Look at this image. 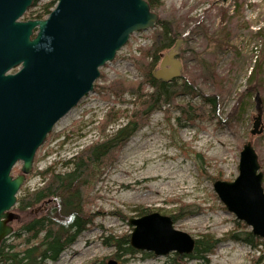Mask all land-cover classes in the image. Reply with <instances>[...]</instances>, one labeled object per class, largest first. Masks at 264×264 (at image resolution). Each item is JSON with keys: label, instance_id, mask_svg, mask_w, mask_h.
<instances>
[{"label": "rangeland", "instance_id": "rangeland-1", "mask_svg": "<svg viewBox=\"0 0 264 264\" xmlns=\"http://www.w3.org/2000/svg\"><path fill=\"white\" fill-rule=\"evenodd\" d=\"M58 1L34 2L23 20L46 4ZM162 2L164 9L152 11L164 20L181 19V35L190 31L183 46L176 51L183 63V77L198 76L200 79L193 86L197 85L206 95H220L216 111L204 120L192 121L185 120L173 107L153 113L148 125L130 138L116 163L105 170L92 192L98 197L92 211L100 216L57 262L48 264H264V240L259 238L261 243L255 247L234 241L232 237L240 228L236 223H244L227 211L214 189L216 181L234 182L239 177L241 153L248 143L258 156L264 188V45L257 37L258 30L264 27V0ZM220 9L229 10L232 16L230 34H224L230 24L223 22ZM198 21L199 27L195 26ZM155 29L133 34L114 61L101 69L95 91L69 113L66 124L61 121L69 114L54 127L35 156L33 170L18 193V201L44 185L39 172L49 168L61 174L70 171L68 161L101 138L98 125L110 109L114 108L119 118L108 128L109 135L128 123L126 113L134 110V98L126 95L125 102H120L96 89L118 79L143 80L131 57L138 56L140 48L152 44ZM209 72L224 79L223 91L216 90L214 81L207 75ZM151 91L147 86L146 92ZM193 97L184 92L177 103L202 107V99ZM241 98L244 102L236 113ZM259 115L262 133L252 135ZM22 166V163L15 166L13 177L21 174ZM164 167L169 168L168 173L176 183L161 186L158 181L149 179L140 182L160 172L166 174L162 171ZM153 190L158 194L153 195ZM185 205L189 206L182 208ZM18 208L17 202L12 210L17 216L11 223L14 227L11 236L19 234L23 225L34 217L32 209L21 212ZM142 209L150 211L146 215L159 213L176 217L175 229L195 240L212 236L221 243L214 255L201 261L177 253L157 257L152 252L135 250L130 245L134 229L130 220L143 217L140 216ZM185 213L189 214L184 216ZM247 231L251 229L248 227ZM118 240H122V249L117 247ZM17 242L18 239L15 244ZM128 248L133 252H127Z\"/></svg>", "mask_w": 264, "mask_h": 264}, {"label": "water", "instance_id": "water-1", "mask_svg": "<svg viewBox=\"0 0 264 264\" xmlns=\"http://www.w3.org/2000/svg\"><path fill=\"white\" fill-rule=\"evenodd\" d=\"M34 1L0 0V247L14 232L17 195L48 135L94 92L100 69L131 36L155 29L159 21L146 0H59L46 19L20 21ZM180 48L164 56L156 79L170 83L183 77ZM261 122L259 115L252 135L262 133ZM19 163L21 174L13 177ZM239 170L234 182H215V192L230 214L264 240L263 174L250 143ZM130 224L135 250L157 257L194 252L196 240L176 230L170 217L151 213Z\"/></svg>", "mask_w": 264, "mask_h": 264}, {"label": "trees", "instance_id": "trees-1", "mask_svg": "<svg viewBox=\"0 0 264 264\" xmlns=\"http://www.w3.org/2000/svg\"><path fill=\"white\" fill-rule=\"evenodd\" d=\"M38 1L36 0L35 3L37 4ZM146 1L153 11L159 8L164 9L162 0ZM55 5L56 2L46 4L27 20L45 19ZM220 10L219 16L223 22L230 24H228V31L224 29V34H230L233 25L232 16L229 14V10ZM173 11L176 12L174 8ZM199 22L195 26L199 27L201 25ZM181 23V19L174 17L172 20L160 18L151 37L152 44L140 48L139 55L131 57L135 68L143 77L142 81L132 82L126 79H118L109 85L97 87L96 90L99 89L109 99L113 97L116 101L125 102L124 96L126 95H131L134 98V110L129 114L126 113L128 123L109 135L107 133L108 128L119 118L114 108L110 109L98 125L101 138L85 147L68 161L67 164L71 166L70 171L61 174L49 168L38 173L44 185L18 201V210L27 212L32 209L31 212L34 211V217L30 222L23 225L19 234L5 240L0 248V264H48L57 262L60 256L70 246L74 245L78 237L87 231L94 220L100 216V213L97 214L92 211L98 199L97 196L92 195V192L104 175L105 170L113 167L116 163L120 151L130 138L148 125L153 113L164 110L165 107H173L188 121L197 118L204 120L208 118V114H214L219 104L220 95L212 94L209 96L201 88L197 89V85L193 86V84L198 83L200 79L198 76L189 74L192 80L183 77L170 83L154 77V72L161 64L164 56L173 48L182 47L186 35L190 33V31H186L181 35ZM221 37L224 38L223 35ZM257 37L261 39L262 45H264V27L258 30ZM207 75L211 78L210 80L214 81L216 90L218 92L219 90L223 91L222 82L224 79L211 72ZM147 86L152 89L151 92H146ZM184 92L191 94L194 96L193 98L200 97L203 106L197 108L191 104L178 105L177 100ZM243 102L244 98H241L236 113ZM166 111L169 112V109ZM188 206L185 205L182 208ZM147 213L150 211L142 209L140 216ZM187 214L189 213H185L184 216ZM179 215H181L180 212ZM175 218H172L174 223L176 222ZM236 224L240 228L232 237L234 241L244 242L252 247L261 243L258 237L247 231V225L239 222ZM14 239L15 241L18 239L19 243L15 244ZM121 241L118 240L117 242L119 249H122ZM220 243V240L212 236H204L196 240L194 252L188 258L199 261L206 260L215 254ZM126 251L133 252V249L128 248Z\"/></svg>", "mask_w": 264, "mask_h": 264}, {"label": "bare ground", "instance_id": "bare-ground-1", "mask_svg": "<svg viewBox=\"0 0 264 264\" xmlns=\"http://www.w3.org/2000/svg\"><path fill=\"white\" fill-rule=\"evenodd\" d=\"M70 114L61 121V124H66V122L68 121V117L70 116ZM168 170H169L168 167H166V168L164 167V170H162V171L164 173H166V174H161V172H160L159 174L155 175L154 177H152V178H145L143 180H140V182H146L149 179L150 181L151 180L158 181L161 184V186H165L167 184H174V183H176V182H174V181H176L175 178L172 177L171 174L168 173ZM152 194L153 195H157L158 194V191L157 190H153Z\"/></svg>", "mask_w": 264, "mask_h": 264}, {"label": "flooded vegetation", "instance_id": "flooded-vegetation-1", "mask_svg": "<svg viewBox=\"0 0 264 264\" xmlns=\"http://www.w3.org/2000/svg\"><path fill=\"white\" fill-rule=\"evenodd\" d=\"M14 228V227H13Z\"/></svg>", "mask_w": 264, "mask_h": 264}]
</instances>
